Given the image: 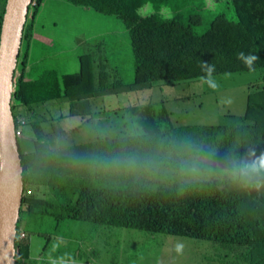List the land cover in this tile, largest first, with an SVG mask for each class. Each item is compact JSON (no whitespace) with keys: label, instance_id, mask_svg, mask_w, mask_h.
Returning <instances> with one entry per match:
<instances>
[{"label":"trees","instance_id":"trees-1","mask_svg":"<svg viewBox=\"0 0 264 264\" xmlns=\"http://www.w3.org/2000/svg\"><path fill=\"white\" fill-rule=\"evenodd\" d=\"M60 1L119 20L130 40L134 77L130 84H123L118 69L105 55L104 44L99 42L88 43L91 48L79 55V72L46 69L36 80L27 77L32 39L37 33L35 23L47 2L33 0L11 101L15 132L20 129L23 135L25 127L32 131L30 151L22 152L18 139L24 191L17 226V264H87L79 258L85 254L91 260V254L99 251L98 244L105 246L109 227L218 244L225 255L221 263L216 258L214 264H264V189L244 190L212 179L181 192L177 179H157L163 171L135 176L106 174L76 166L69 160L97 150L119 152L130 148L162 154L171 151L175 156L173 142L185 137L215 146L214 159L220 164L224 163L225 150L233 146L238 145L242 154L250 148L257 155L264 152V0H213L215 9L219 3L222 7V2L226 6L223 12L220 7L204 30L196 26L202 20L195 10L196 0H190L189 9L184 11L180 7L182 0L168 1L167 5L166 0L163 5L157 0ZM6 5L7 0H0V28ZM232 9L235 16L231 15ZM240 52L257 55L255 71L250 72L237 59ZM205 61L215 65V78L225 73L255 74L247 85L244 113L237 119L232 115L218 125L172 123L164 106L166 98H159V92L172 91L169 86L188 88L193 80L202 81L200 65ZM153 89L157 102L152 97L146 105L123 106L130 124L143 129L144 135L138 139L125 138L127 121L122 117L117 124L109 123L115 134L94 135L76 143L69 138V132L78 125L61 130L55 121L62 115L50 118L37 111L41 105L54 102L71 105ZM20 116L24 122L19 121ZM22 214L28 222L35 221V232L44 238V253L31 262V243L28 238H20L24 229L19 225ZM81 221L90 229L84 235L68 230L70 224Z\"/></svg>","mask_w":264,"mask_h":264},{"label":"rangeland","instance_id":"rangeland-1","mask_svg":"<svg viewBox=\"0 0 264 264\" xmlns=\"http://www.w3.org/2000/svg\"><path fill=\"white\" fill-rule=\"evenodd\" d=\"M48 1L50 3L45 9L40 10V19H37L35 23L37 32L35 36L41 33L48 34L56 41V44L33 46L32 60L28 65V70L32 72L31 80L38 79L46 69H54L59 73L79 72V55L91 48L88 43L97 44L99 42L111 52L110 57L106 53L105 55L109 58L111 66L118 69L122 83L132 82L134 75L130 40L125 36V30L120 26L118 19L81 7L65 5L60 0ZM157 1L163 5L164 0ZM168 1L174 2V0H166L165 5ZM196 1L195 10L202 17L201 23L196 26H201L204 30L215 18L221 4H216L215 9L213 0ZM189 4L190 0H182L181 10L189 9ZM225 6L226 3L222 2V12ZM231 15L235 16L234 9L231 10ZM77 39L85 43L78 44ZM118 40L119 43H117ZM119 48L120 56L117 55ZM24 50L25 42L22 45V55ZM18 69H20V64ZM254 77L255 74L252 73L218 77L216 79L221 86L217 91H212L202 81L193 80L188 88L167 87L172 91L159 92V98H166L164 106L170 113L172 123L218 125L230 120L232 115L234 119H237L244 113L247 85L248 82L254 80ZM152 97L156 99L154 89L139 90L94 98L90 99V102H72L71 105L67 102L44 104L37 108V111L50 118H58L62 115L63 118L55 121L61 130L78 125L76 130L69 132V138L76 143H83L94 135H100L97 129H104L115 134V130L109 123L111 121L112 124H117L118 119L122 117L127 121L126 128L129 129L130 116L123 106L146 105L152 101ZM225 99H231V103H225ZM157 101L156 99L155 102ZM23 108L20 107L19 110L24 111ZM15 112L19 111L16 109ZM70 112L72 115H69ZM165 122L170 123L167 119ZM31 135L30 127H25L24 134L18 138L22 152L32 149ZM157 179L160 181L178 180L175 176L166 175L164 172ZM33 224H35L34 220L30 219L28 222L27 216L21 215L19 225L24 228L26 238L31 243V258L28 262L39 259V256L44 253V238L40 236V233L35 232L36 226ZM68 230L77 236H82L90 229L88 224L81 221L70 224ZM99 236L100 233L98 238ZM177 245H182L180 252L176 251ZM49 249L50 246L47 252ZM98 249L97 254H91V264H214L216 258L221 263L225 255L223 248L212 242L116 227L107 228L105 246L100 243ZM79 260L89 262L85 254Z\"/></svg>","mask_w":264,"mask_h":264},{"label":"clouds","instance_id":"clouds-1","mask_svg":"<svg viewBox=\"0 0 264 264\" xmlns=\"http://www.w3.org/2000/svg\"><path fill=\"white\" fill-rule=\"evenodd\" d=\"M249 71H255L257 55L240 52L237 55ZM201 77L203 83L212 91L220 88V83L214 76L215 65L202 62ZM230 75L225 73V76ZM231 103V99H225ZM103 137L110 135L107 130L97 129ZM144 135L139 125L132 124L125 130V138L138 139ZM163 143V142H161ZM175 156L169 151L167 154L143 152L139 148H130L126 151L106 152L97 150L83 156L70 157L69 160L76 166L86 167L94 172L117 173L137 175L140 173H158L163 171L178 178L179 190L182 192L189 186L200 184L212 179L227 182L244 190L260 191L264 189V152L256 154L255 149H247L241 153L239 146L225 150L224 163L215 161L217 155L213 145H204L202 142L185 137L183 140L173 142ZM182 245H177L176 251L180 252Z\"/></svg>","mask_w":264,"mask_h":264},{"label":"water","instance_id":"water-1","mask_svg":"<svg viewBox=\"0 0 264 264\" xmlns=\"http://www.w3.org/2000/svg\"><path fill=\"white\" fill-rule=\"evenodd\" d=\"M33 0H7L0 28V264H17L23 167L11 107L24 27Z\"/></svg>","mask_w":264,"mask_h":264},{"label":"crops","instance_id":"crops-1","mask_svg":"<svg viewBox=\"0 0 264 264\" xmlns=\"http://www.w3.org/2000/svg\"><path fill=\"white\" fill-rule=\"evenodd\" d=\"M47 2H46V5H45V7H44V9L47 7V5L50 3V1H48V0H46ZM100 34H102V33H100ZM117 38V37H116ZM119 39V38H118ZM76 42H78V44H83V43H85V42H83V41H81L80 39H77V41ZM117 43H119V40H118V42ZM32 44H34V45H36L37 47H39V46H42V45H49V44H56V41L55 40H53L48 34H42L41 33V35H39V36H35V37H33V39H32ZM89 45V44H88ZM32 49H33V47H32ZM105 53H106V55L108 56V57H110V54H111V52H109V50H107L106 48H105ZM32 54H33V52H32ZM120 54H121V52H120V48H119V52L117 53V55L118 56H120ZM31 62V61H30ZM31 71H29L28 70V77H30V78H32L31 77ZM87 264H91V260H89V262H86Z\"/></svg>","mask_w":264,"mask_h":264},{"label":"built area","instance_id":"built-area-1","mask_svg":"<svg viewBox=\"0 0 264 264\" xmlns=\"http://www.w3.org/2000/svg\"><path fill=\"white\" fill-rule=\"evenodd\" d=\"M19 121H21V122H24V119H23V117H19ZM16 135L19 137V136H22V132H21V130L20 129H16ZM27 193L29 194L30 193V190H27ZM20 238L21 239H23V238H26V233H25V231H21V233H20Z\"/></svg>","mask_w":264,"mask_h":264}]
</instances>
